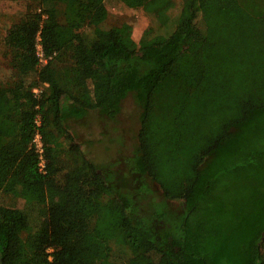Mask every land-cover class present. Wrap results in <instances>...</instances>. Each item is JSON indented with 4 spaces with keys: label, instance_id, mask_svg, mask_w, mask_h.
<instances>
[{
    "label": "trees",
    "instance_id": "16d2710c",
    "mask_svg": "<svg viewBox=\"0 0 264 264\" xmlns=\"http://www.w3.org/2000/svg\"><path fill=\"white\" fill-rule=\"evenodd\" d=\"M121 1L156 19L138 42L105 0H26L7 30L0 264H264V0ZM129 95L137 145L97 164L71 122Z\"/></svg>",
    "mask_w": 264,
    "mask_h": 264
},
{
    "label": "rangeland",
    "instance_id": "374dc122",
    "mask_svg": "<svg viewBox=\"0 0 264 264\" xmlns=\"http://www.w3.org/2000/svg\"><path fill=\"white\" fill-rule=\"evenodd\" d=\"M174 1L172 15L180 11L184 2V0ZM105 3L108 17L102 24L103 28L127 27L131 37L138 42L150 27L156 25L155 17L142 8L129 7L121 0H105ZM26 7V0H0V83H7L13 77V69L5 55V35L11 25L25 13ZM87 32L92 34L90 29ZM73 34L72 28L61 29L63 39L70 38ZM41 50L40 45L39 65L43 66L48 59ZM40 90L41 86L34 88L35 92ZM139 128L140 107L132 95L123 101L121 112L114 120L103 118L96 110H90L85 117L71 122L72 135L74 134L77 141L81 142L84 150L97 164L131 155L137 145ZM16 203L21 208L25 207L23 200H18ZM27 211L34 225L37 226L43 221L44 216L41 213L30 211L28 208Z\"/></svg>",
    "mask_w": 264,
    "mask_h": 264
},
{
    "label": "built area",
    "instance_id": "2783aa9c",
    "mask_svg": "<svg viewBox=\"0 0 264 264\" xmlns=\"http://www.w3.org/2000/svg\"><path fill=\"white\" fill-rule=\"evenodd\" d=\"M38 47H40V44H38ZM38 53L40 54V52ZM34 143H35L37 151L40 153V158H41L40 167L43 170L45 168V159L43 157V143L41 141V137L39 134L36 135V138L34 139Z\"/></svg>",
    "mask_w": 264,
    "mask_h": 264
}]
</instances>
